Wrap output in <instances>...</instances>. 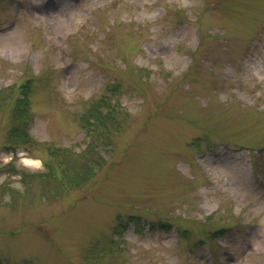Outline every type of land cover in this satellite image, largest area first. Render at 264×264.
I'll return each instance as SVG.
<instances>
[{
	"label": "rangeland",
	"instance_id": "rangeland-1",
	"mask_svg": "<svg viewBox=\"0 0 264 264\" xmlns=\"http://www.w3.org/2000/svg\"><path fill=\"white\" fill-rule=\"evenodd\" d=\"M114 86L104 164L44 196ZM0 264H264V0H0Z\"/></svg>",
	"mask_w": 264,
	"mask_h": 264
},
{
	"label": "trees",
	"instance_id": "trees-1",
	"mask_svg": "<svg viewBox=\"0 0 264 264\" xmlns=\"http://www.w3.org/2000/svg\"><path fill=\"white\" fill-rule=\"evenodd\" d=\"M117 88V86L111 87L102 97L92 102L80 116V127L89 141L84 149L78 151L79 155L76 159L72 157L74 151L71 149L64 150L59 147H51L52 149L48 150L55 160L50 158L45 161L44 170L36 173V176L45 181L53 179L55 189L47 187L46 192H44L43 187L44 196H56V189L65 192L80 188L85 182H88L95 169L104 164L102 159L109 152L106 147L107 141L110 140V133L114 130V126H118L117 117L120 114L123 115L122 109L113 100ZM109 93L111 94L109 95ZM59 151L62 154H56Z\"/></svg>",
	"mask_w": 264,
	"mask_h": 264
}]
</instances>
